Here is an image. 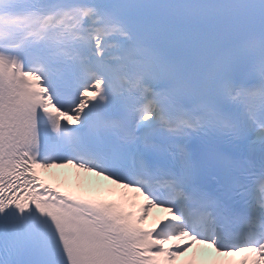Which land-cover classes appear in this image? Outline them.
Masks as SVG:
<instances>
[{
    "label": "snow or ice",
    "instance_id": "snow-or-ice-1",
    "mask_svg": "<svg viewBox=\"0 0 264 264\" xmlns=\"http://www.w3.org/2000/svg\"><path fill=\"white\" fill-rule=\"evenodd\" d=\"M0 264H264V0H0Z\"/></svg>",
    "mask_w": 264,
    "mask_h": 264
},
{
    "label": "bare ground",
    "instance_id": "bare-ground-1",
    "mask_svg": "<svg viewBox=\"0 0 264 264\" xmlns=\"http://www.w3.org/2000/svg\"><path fill=\"white\" fill-rule=\"evenodd\" d=\"M98 179H101V178H98ZM96 181H97V179H96Z\"/></svg>",
    "mask_w": 264,
    "mask_h": 264
}]
</instances>
